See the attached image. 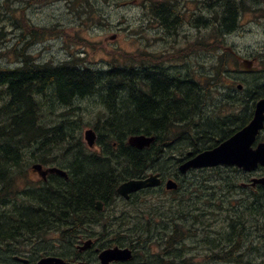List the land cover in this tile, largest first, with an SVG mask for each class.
<instances>
[{
    "label": "trees",
    "instance_id": "obj_1",
    "mask_svg": "<svg viewBox=\"0 0 264 264\" xmlns=\"http://www.w3.org/2000/svg\"><path fill=\"white\" fill-rule=\"evenodd\" d=\"M243 10L246 11L248 9L243 7ZM259 12H264V11H259ZM250 13L251 12H247V14H250ZM247 14H241L239 18H235V17L229 18L230 16H233V14H227L222 20V23H221L222 28L225 29L226 28L225 26L227 25H228L227 27H233L235 22L239 21L242 17H244ZM230 23H232V26L229 25ZM227 30L225 31L228 32ZM24 56L25 55L22 56L23 59H24ZM25 58H26L25 62L22 59V62H24V64L21 63L20 67L15 68L18 71H16L13 68H12L13 70L12 69L3 70V68H0V173H1L0 181L5 182L6 184L2 192H9V190H11L12 185L15 182V179L12 177L10 178V173L14 171V169H17L20 167L22 159H23V151L25 148L27 149L29 148L31 152V157L39 160L40 162L43 154H48V150L54 149V147H57L59 145H69V143L70 144L72 143L73 145L72 146L69 145V148L67 149V153L66 152L64 153V156H67V157L69 156L70 158L68 159V162L66 163V165L64 164L63 166L62 164H59L58 162H53V163H56L59 168L63 167L69 173L71 172V174L67 181H62L59 178L57 179V181L61 180L62 182H64L66 186L62 184L61 182L59 186H57L59 183L55 184L56 186L54 184H50L49 187H46V189L45 188L40 189L39 186H35V187H38L40 190L38 188L30 189L24 186L23 189L19 191V194H20L19 197L21 198V202H19L20 204H16L15 207L14 205L11 204L14 209L11 207L10 211L4 212V213L2 211L1 212L2 214H0L1 216L0 218V237L2 236L1 238L8 239L14 236L13 237L14 240L17 241L18 238L27 239V238H31V236H34V235H36L37 237L43 234L44 231L45 232L46 231H49V232L58 231L59 233L62 234L59 240L68 242L69 241L68 239L75 237L77 235V230H78L77 229L78 227H76L77 225H80V229L84 230L88 228V224L86 223L90 221V222H93V224H101L102 226H106V227H102L103 230L97 234V237L99 238L97 239V242L100 247H109L112 244L113 245L117 244L119 246H128L135 250V257H136L134 259L135 262L131 264H153L154 263L153 261H158L160 264L161 263L162 264H174L173 261H176L180 256L177 251L179 246L182 245L188 238L186 234L183 235L182 231L178 230V227L181 225V222H184V223L188 222L190 224H196L199 220H201L200 225L204 226L205 223L202 221L203 218L201 215V211L203 212V210L195 206L198 203L197 200H200L202 197H206V203H207L206 210L212 211L214 209L215 212L221 210L223 208L222 201L228 195H232L235 191L238 190V185H237L238 183L235 180L236 174L234 173L226 174L229 172H224L223 170L219 168H215V169H209V170L207 169L200 170L198 171L200 172L199 175L193 172L192 174H188L184 176L183 178H180L178 190L173 191L171 193L175 195L176 197L178 195H181L183 198H185V199H179L177 201L178 208H174L175 204H173L170 200H169V203L162 202L163 200H166V199H163V200L160 199V196L157 195L159 194V191H155V192L149 191L145 195L137 194L136 196L135 194L131 196L130 200L128 201L118 202L119 198L117 197V194H116V186L118 187L120 183L127 181L129 177H130L129 180L133 178L134 179L142 178L144 177L146 173L150 171H157L158 173L162 172L160 173L162 176H168L169 173H171L169 174V176L171 175L175 176V174L177 173V171L175 172L177 165L183 159L186 158L185 155H187L188 152H191L193 155H195V154L202 152L204 148L205 149L203 151L207 149L208 150L212 149L218 144H220L221 142H223L225 139H227L228 136H230L233 132H236L238 129H241L246 124V122H242L240 126H238L237 128L230 129L231 126L235 125L234 118H231L230 116L221 117L219 114H216L214 115V117L210 118L209 115H206V113L203 112L201 103L204 97L206 98L204 100L205 102L209 99L210 93H215L214 90H219L220 93L218 94L225 93L223 92L224 86H221L220 85L221 83H219L218 81V75L214 80L213 78H210L209 76L201 75V77H204L205 80L200 81V79L197 76L190 74V73L187 76H182V74L180 73L181 71H178L177 73L169 71V68L164 64H161V65L156 64V67H148V65H146L145 68L139 67V65H133V67L131 66L130 72L125 71L122 68L115 67V66L111 67V69L105 72H94L88 69L81 70V68L74 67L68 64L61 65L58 67L56 66L53 68H50L52 67L50 65L49 67L46 65L45 66L44 65L35 66L33 62H31L33 65L30 63L31 59L29 56H25ZM224 71L228 72L229 69H225ZM13 74H16V75L13 76ZM49 74L50 75L52 74V75L50 76ZM212 80L214 84L217 85V87L214 90H212L211 88L213 87L210 86L213 84ZM19 85L20 87H18ZM48 91L51 95L50 97L55 96L56 98L60 95V100L66 99L67 93H68L67 96L69 97L68 99L70 98L75 99V97L78 98L80 96L83 97V95H86L84 97L91 96V97H96L100 99L99 102L105 108V111L103 114V117L105 120L99 126L100 130L97 131L101 133V134L98 133L99 139H97V145H99L101 149L98 153L87 150L83 144L80 145L78 142V139L70 131L61 132L60 130L62 128L61 127L62 122L54 123V124L50 123L49 125H45L44 121H41V122L39 121L42 117L38 116L39 112H36L37 107L39 106L36 105L35 100L37 96H42L46 94ZM52 91L54 93V96L51 94ZM62 93L63 95H61ZM189 93L192 95V97L190 96ZM246 94H247L245 96L246 101L240 109H238V107L236 106L235 99L230 98L232 102L225 101L224 102L225 105H223V107L226 110V112L229 111L231 108V109H234L236 112H240L242 114L240 116L242 120L245 115L247 116L246 119L250 118L252 108L249 107V102L252 100L251 99L252 96L250 93H246ZM156 95L159 97V99ZM140 100L143 102H141ZM163 102H166V103H163ZM172 102L174 103V105ZM188 104L190 105V107L188 106ZM205 106H207L206 102H205L204 107ZM127 107L128 108L130 107V109H127ZM175 108L177 110H175ZM15 109L16 111H14ZM39 109L40 108H38V110ZM122 109L123 110L125 109L124 112ZM119 110H120V113H118ZM126 110H127V113H126ZM134 111L137 112V114ZM20 112L21 113L24 112L25 114L23 113L22 115L20 114ZM31 116H32V119H31ZM184 119L185 121H183ZM165 123L166 125L163 126V124ZM119 124L122 126H120ZM125 124H128V125H125ZM176 125L178 127H176ZM111 126H112V129H111ZM166 126H167V129L165 128ZM104 127L106 129L108 128V131H106ZM113 127L116 130H113ZM129 127H130L129 131L131 132L128 131ZM179 127H181L182 129ZM119 128H121V131L119 130ZM149 128L152 130H149ZM156 130H159V131H156ZM164 130H167V131H164ZM53 131L55 132L57 131L56 133H58L59 135L57 134V136H55L56 134ZM133 131L137 135L154 137L155 143L149 146L148 149H144L142 151L129 147L126 142V138L127 136L128 137L134 136L135 134ZM183 131H185L188 136H185V132L183 133ZM48 132L50 135L48 134ZM63 133L65 136L63 135ZM124 133H126L124 135L126 138L123 137ZM200 134L201 136H198ZM48 137L50 138L51 141H49ZM122 137L125 138L124 141H122L123 139H120ZM43 138H46L47 145L45 141H42L44 140ZM160 138H162V140ZM169 141L171 144L169 143ZM202 141H204V143ZM54 143H56V146H54L55 145ZM181 143L182 144L185 143V144L182 145ZM192 143L193 145H191ZM206 143L208 145H206ZM214 143H216V145ZM179 147L182 149H180ZM105 148H107V150ZM75 151H77V153L79 154L75 153ZM163 152L165 154H163ZM105 153L106 155H104ZM74 155L76 158L74 157ZM81 156H84L85 158ZM114 157L115 159H113ZM121 157H123V159ZM153 157L155 159H153ZM11 158L13 160H11ZM76 160L78 161V165H79L78 167L77 165H74L75 163L77 164ZM109 160L111 161V163L108 162ZM114 161H117V163L115 164ZM123 161L124 163H122ZM133 161H135V163ZM89 162H91L92 164L91 163L89 164ZM93 162L95 163L98 162V165ZM101 162H104V163H101ZM48 163H49L48 161H41L42 165H46ZM158 163L161 168L158 166ZM106 164H107L108 170H107ZM72 165H74V167ZM131 166L133 169L131 168ZM164 166L167 168H165ZM114 168H117V169H114ZM72 169L74 171H72ZM141 169L142 171L141 173H139V170ZM82 170L83 171L85 170V171L83 172ZM76 171L78 174L76 173ZM101 173L105 175L103 174L101 175ZM165 173H167V175ZM116 174L118 178L116 177ZM87 175L89 176L87 177ZM190 175L192 176L191 180H189ZM119 177L121 180L122 179L123 180L121 181ZM118 181L119 183H117ZM7 182H9L8 185H7ZM103 183L105 186L103 185ZM78 184L80 185L78 186ZM74 185L75 187H73ZM101 186L104 188H102ZM48 188L51 189V193ZM105 188L106 190H104ZM108 188H111V189H108ZM63 189H64V192L62 191ZM78 191H80V193H77ZM27 195L29 196V198L26 197ZM134 196H136L137 199L136 197L135 199H133ZM148 196L151 197L153 200H150ZM240 196L242 197L238 199L236 202H234L231 205V207H228L227 211L224 210L227 213L226 224H228V227H229V231L225 234L226 236L225 239L220 241V244L224 245V248L222 247L219 252H223L225 250V252L223 253L224 257L221 258L218 255H214L210 259L223 260L225 262H230V263H232L233 261H237L238 260L237 253L238 251L242 250L245 240L249 235L248 231H246L247 228H245L247 227L248 223L251 224L252 228L256 229V231L258 232L261 238L260 242L264 245V187L257 186L254 189L245 190L241 192ZM7 197L8 196H5L3 197V199H6ZM182 200H188L189 206H187L184 202H179ZM97 201L102 202L104 204L105 210L106 208L108 209V207L112 208L113 205L116 206V208H119V210L118 212L113 211L117 213L108 214L107 217H104L106 216L105 213L103 214V213L96 212L95 205ZM3 204L4 202H2L1 197H0V206L3 207L5 205ZM201 205L203 206V204ZM2 207H0V209ZM169 207L174 208L173 211L179 212V216L177 219L173 220L172 218V220H170L169 215L171 214V211L167 209ZM62 209L65 211H63ZM89 209L91 211H89ZM21 212L23 214H20ZM15 213L17 215H15ZM22 215L25 218L22 217ZM25 215H27V217ZM189 216H191V220H189ZM38 217H39V220H38ZM100 219H104V220H100ZM106 221H110L112 223L110 225H107ZM140 226L143 228H141ZM173 233L175 234L173 235ZM81 236L82 237L87 236V233L82 231ZM92 236H94V233H92ZM11 240L13 241V239ZM146 244L147 245L150 244L149 247H146ZM207 245L212 246L211 243H207ZM219 248L220 246H217L215 248H211L210 251H213L212 249L219 250ZM29 260L30 261L32 260L34 262L36 259L30 258Z\"/></svg>",
    "mask_w": 264,
    "mask_h": 264
},
{
    "label": "rangeland",
    "instance_id": "obj_2",
    "mask_svg": "<svg viewBox=\"0 0 264 264\" xmlns=\"http://www.w3.org/2000/svg\"><path fill=\"white\" fill-rule=\"evenodd\" d=\"M152 1L160 0H0V68L20 67L21 55L29 56L30 62L35 65H46V63L48 65L49 63L54 67V65L61 66L67 62H75L100 70H105L112 65L120 67L124 58L128 57L131 64L168 63L166 65H176L177 70L170 67L173 72L181 71L182 76H187L190 73L197 76L200 81L205 80L201 75L209 76L213 80L218 75L220 85L224 86L223 92H230V89L234 91L237 84H243L238 81L240 80L238 75L246 76L247 74L239 73L238 62L240 60L238 61L234 56H243L250 61H257V56L264 52V12H259V9L254 8L253 13H246L247 15L236 22V27L235 25L233 27L225 26V30L228 28V32H226L220 25L226 16L218 14L221 8L220 2L216 4L217 0H203L204 3L199 4V0H193L192 3L190 1L185 4L186 9L191 10H188V15L183 10L181 19H179L182 21L180 22L181 26L175 27L177 30L174 31L181 30L179 35H167L157 25V21H160L152 13V9L155 7V5L149 4ZM205 4L214 5L217 16L208 13ZM159 5L156 4V6ZM244 5L248 7V4ZM228 6H225L224 12ZM186 17L187 19H185ZM167 18L169 21L170 18L175 19L174 17ZM212 21H214L213 24ZM229 25L232 26V23ZM225 69H229L230 72L224 71ZM213 80L212 90L217 87ZM214 92L217 94L210 93L209 99L205 101L207 106L203 107L205 97L202 100L203 105L201 104L203 112L210 118L214 117L211 114L214 111L211 109L212 105L217 107L222 97L218 94L219 90H214ZM56 99L55 96L46 95L45 98L40 96L35 100L36 105L39 106L37 107L38 116L42 117L41 115H43L39 121H44L45 125L60 122L65 124L67 123L66 119L69 118L74 125L70 132L78 139L80 145L83 144L86 147L84 132L92 129L97 134V131L100 130L99 126L105 120L103 117L105 109L99 102L100 99L91 96L77 98L73 102V110L64 108L65 105L61 102L56 104ZM38 108L40 109L38 110ZM66 148L68 149V145H59L48 150V154H43L40 162L31 157L29 148H25L20 169H14L10 173V178L15 179L11 190L2 192L6 184L0 181L1 200L8 202L11 200L9 203L14 205L20 204L19 191L22 190L20 186L23 185V182L27 181L26 184L31 186L38 185L36 184L38 182L35 181H39V179L34 175L33 172L36 171L32 169V166L41 164V161H48L47 166L58 167L53 162L64 166ZM95 151H98V147ZM194 173L199 175L200 172L195 171ZM191 178L190 175L189 180ZM248 189L249 187L245 190ZM157 191H159L157 195L161 200L166 199L162 202L169 203L170 200L175 204L174 208H177L179 199H185L181 195L176 197L171 193L163 192L164 190ZM240 193L238 190L237 193L228 195L222 201L223 208L216 212L214 209L206 210V197L197 200L198 203L195 206L203 210L201 215L205 225H200L201 220L196 224L181 222L178 230H181L188 238L179 246L178 254L180 256L176 261H173L174 264H264V245L260 242L261 238L258 232L251 227L250 223L246 227L249 235L242 250L237 253V261L230 263L210 259L214 255L224 257L225 250L219 251L222 247L224 248L220 241L226 237L225 234L229 231L225 211L242 197ZM5 196L8 197L3 199ZM179 202H184L189 206L188 200ZM11 207L9 205L1 208L0 213L10 211ZM174 208H167L171 211L170 220L177 219L179 216V212L173 211ZM114 209L119 210L116 207ZM108 211H111V208ZM189 220H191V216H189ZM45 236H47L45 244L49 247L46 249L47 252L58 256H67L65 252L60 253L55 235L45 234ZM13 237L6 240L0 239V244L7 243L11 239L17 242ZM19 241L23 242L12 251L11 256L0 251V264H14L13 257L35 253L39 246L34 238L29 241L23 239ZM215 242L216 244H214ZM207 243H211L212 246H208ZM26 245H30L29 248H26ZM149 245L146 244V247ZM214 245L216 247L219 245V250L212 249L213 251H210L215 247ZM2 248L5 247L0 245V249ZM42 252L39 251L37 254ZM153 262V264H159L158 261ZM89 263L94 264L91 260Z\"/></svg>",
    "mask_w": 264,
    "mask_h": 264
},
{
    "label": "water",
    "instance_id": "obj_3",
    "mask_svg": "<svg viewBox=\"0 0 264 264\" xmlns=\"http://www.w3.org/2000/svg\"><path fill=\"white\" fill-rule=\"evenodd\" d=\"M264 113V101H262L257 108L255 113L254 120L252 123L237 133L227 142L217 146L216 148L208 151H204L198 153L197 155L190 157L185 162L181 163L178 167V171L181 174H185L191 169H202V168H212L219 165H227V166H236L242 169L245 172H250L255 170L258 165L264 167V143H260L256 146L255 149L251 147L252 143L255 140V135L257 130L262 127ZM84 139L87 142L89 147H93L94 141L96 139L95 134L92 131H86L84 134ZM155 139L153 137H145L143 135L140 136H132L128 139L129 145L137 148L143 149L150 146V144L154 143ZM37 171H40V167H34ZM58 173L60 171L56 169H49L41 176H45L47 173ZM63 175V174H62ZM160 184V179L158 175H151L146 180H136L129 181L122 184L118 189L117 193L122 195L125 198H128V194L135 192L142 188H148L153 186H158ZM260 184L264 186V178L259 180H253L252 186ZM165 188L167 190H175L177 189V183L168 180L165 184ZM98 209H101V204H97ZM88 243L86 244V246ZM132 257L131 251L128 249H120L113 248L103 251L99 255L100 264H111L112 262L118 261H127ZM36 264H67L62 259L58 258H44L38 261Z\"/></svg>",
    "mask_w": 264,
    "mask_h": 264
},
{
    "label": "flooded vegetation",
    "instance_id": "obj_4",
    "mask_svg": "<svg viewBox=\"0 0 264 264\" xmlns=\"http://www.w3.org/2000/svg\"><path fill=\"white\" fill-rule=\"evenodd\" d=\"M192 3L193 0H160V1H152L149 4H153L155 5V7L152 9L153 10V14L155 15L156 18L159 19L160 22L157 21V25H159V27L163 30V32L167 35H172V34H178L180 33V31H174L177 30L175 27L177 26V28H179L181 26L179 19H181V14L183 13V10H185L186 15H188L187 13L189 12L188 10L191 9H186V3L190 2ZM220 2L221 3V8L218 12L219 15H227V14H233V17L235 18H239L241 14H246L247 12H252V10H254V8L259 9V11H264V0H217L216 4ZM203 3V0H199L198 2ZM248 4V7L245 6L244 4ZM156 4H160L159 6H156ZM228 6V9L224 12L225 10V6ZM207 6V10L208 13H212L214 16H217V10L215 11V6L214 5H206ZM263 6V7H261ZM244 8H247L248 10L244 11ZM199 9V8H198ZM263 9V10H262ZM229 10V12H228ZM224 12V13H223ZM228 12V13H227ZM167 17H174L170 18V21L168 20ZM187 19V17L185 18ZM169 22V23H168ZM214 23V21H212ZM212 23V24H213ZM221 25V23H220ZM235 27H236V22H235ZM172 26V28H171ZM177 35V36H178ZM257 61L256 62V68L253 72H243L242 74L246 75V76H238L240 78L239 81H241L244 86H245V90L243 92H239L240 95H247L246 93H250L251 94V98L256 99L255 103L261 99H264V53L260 54L259 56H257ZM255 58V57H253ZM77 67H83V65L81 64H75ZM130 59L128 57L124 58V61L122 63V66L124 67L125 70H129L130 68ZM259 80V82H258ZM261 85V87H260ZM258 86V87H257ZM254 103V105H255ZM239 104H241V101L239 102ZM34 175H36L37 177L38 174L34 173ZM50 178V177H48ZM47 178V179H48ZM39 179V178H38ZM46 179V180H47ZM52 179V178H50ZM63 183V182H62ZM17 245H19V243L17 242ZM10 245H6L3 246L5 248L0 249V251L6 252L8 253L7 250L11 249V247H9ZM88 252V251H86ZM85 252V253H86ZM19 258L22 259V257H18L15 256L13 257V261L18 262Z\"/></svg>",
    "mask_w": 264,
    "mask_h": 264
},
{
    "label": "bare ground",
    "instance_id": "obj_5",
    "mask_svg": "<svg viewBox=\"0 0 264 264\" xmlns=\"http://www.w3.org/2000/svg\"><path fill=\"white\" fill-rule=\"evenodd\" d=\"M240 1H241V0H240ZM203 3H204V2H203ZM211 4H212V3H211ZM210 19H211V18H210ZM198 21H199V20H198ZM210 21H211V20H210ZM214 21H215V20H214ZM207 22H208V21H207ZM209 23H210V22H209ZM212 23H213V22H212ZM171 28H172V27H171ZM224 30H225V29H224ZM29 34H30V33H29ZM20 38H21V36H20ZM24 43H25V42H24ZM21 48H22V47H21ZM18 55H19V54H18ZM22 56H23V55H22ZM22 59H23V58H22ZM25 59H26V58H25V56H24V59H23L24 62H25ZM24 62H22V63L24 64ZM30 63H31V62H30ZM23 64H22V65H23ZM26 64H27V63H26ZM31 64H32V63H31ZM43 64H44V63H43ZM0 65H1V64H0ZM32 65H33V64H32ZM34 65H35V64H34ZM44 65H45V64H44ZM48 65H50V64L48 63ZM24 66H25V65H24ZM35 66H36V65H35ZM46 66H47V63H46ZM54 66H55V65H54ZM48 67H49V66H48ZM57 67H58V66H57ZM50 68H53V67H50ZM9 69H10V68H9ZM11 69H12V68H11ZM13 69H15V68H13ZM13 69H12V70H13ZM48 69H49V68H48ZM3 70H4V69H3ZM5 70H6V69H5ZM15 70H16V69H15ZM15 70H14V71H15ZM8 71H10V70H8ZM16 71H18V70H16ZM16 71H15V72H16ZM140 71H141V70H140ZM3 72H4V71H3ZM49 72H50V71H49ZM5 73H6V72H5ZM6 74H7V73H6ZM6 74H5V75H6ZM17 74H18V72H17ZM208 74H209V73H208ZM15 75H16V74H13V76H15ZM46 75H47V74H46ZM49 75H50V74H49ZM51 75H52V74H51ZM51 75H50V76H51ZM17 77H18V76H17ZM177 77H178V76H177ZM177 77H176V78H177ZM14 78H15V77H14ZM184 80H185V79H184ZM179 81H180V80H179ZM184 82H185V81H184ZM258 82H259V80H258ZM20 83H21V82H20ZM17 84H18V82H17ZM83 84H84V83H83ZM144 84H145V83H144ZM80 85H81V84H80ZM88 85H89V84H88ZM188 85H189V84H188ZM16 86H17V85H16ZM154 86H155V85H154ZM170 86H171V85H170ZM182 86H183V85H182ZM210 86H211V85H210ZM213 86H214V85H213ZM18 87H20V85H19ZM205 87H206V86H205ZM257 87H258V86H257ZM260 87H261V85H260ZM78 88H79V87H78ZM194 90H195V89H194ZM194 90H193V91H194ZM193 91H191V92H193ZM63 92H64V91H63ZM125 92H126V91H125ZM191 92H190V93H191ZM195 92H197V91H195ZM138 93H139V92H138ZM151 93H152V91H151ZM190 93H189V94H190ZM67 94H68V93H67ZM67 94H66V97H67V98L64 99V100H60L59 98H58V99L55 98V99H56V100H55V101H56V104H58V103L60 104V102H61L63 105H65V106H63L64 108H67V109H69V110H73V109H72V107H73V102H74L75 99H77V98L75 97V99H72V98L68 99L69 97L67 96ZM110 94H111V93H110ZM112 94H113V93H112ZM191 94H192V93H191ZM191 94H190V96L192 97ZM56 95H57V94H56ZM61 95H63V93H62ZM154 95H155V94H154ZM196 95H197V94H196ZM84 96H86V95H83V97L80 96V97H78V98H79V99H82V98H84ZM110 96H111V95H110ZM114 96H115V95H114ZM156 96H157V95H156ZM183 96H184V95H183ZM70 97H71V96H70ZM157 97H158V96H157ZM161 97H162V96H161ZM187 97H188V96H187ZM191 97H190V98H191ZM61 98H62V97H61ZM73 98H74V97H73ZM155 98H156V97H155ZM155 98H154V99H155ZM190 98H189V99H190ZM201 98H202V97H201ZM36 99H37V98H36ZM51 99H52V98H51ZM158 99H159V97H158ZM194 99H195V98H194ZM47 100H48V99H47ZM128 100H129V99H128ZM156 100H157V99H156ZM192 100H193V99H192ZM195 100H196V99H195ZM200 100H201V99H200ZM82 101H83V100H82ZM82 101H81V102H82ZM137 101H139V100H137ZM140 101H141V100H140ZM148 101H149V100H148ZM150 101H151V100H150ZM20 102H21V101H20ZM50 102H51V101H50ZM125 102H126V101H125ZM141 102H143V101H141ZM159 102H160V101H159ZM170 102H171V101H170ZM11 103H12V102H11ZM22 103H23V102H22ZM119 103H120V102H119ZM161 103H162V102H161ZM163 103H166V102H163ZM172 103H173V102H172ZM203 103H204V102H203ZM49 104H51V103H49ZM78 104H79V102H78ZM140 104H141V103H140ZM148 104H149V103H148ZM201 104H202V103H201ZM24 105H25V104H24ZM31 105H33V104H31ZM75 105H76V104H75ZM110 105H111V104H110ZM125 105H126V104H125ZM165 105H166V104H165ZM173 105H174V103H173ZM202 105H203V104H202ZM118 106H119V105H118ZM121 106H122V104H121ZM129 106H130V105H129ZM152 106H153V105H152ZM154 106H155V105H154ZM160 106H161V105H160ZM188 106L190 107L189 104H188ZM54 107L57 108V106H54ZM110 107H111V106H110ZM116 107H117V106H116ZM124 107H125V106H124ZM134 107H135V106H134ZM143 107H144V106H143ZM150 107H151V106H150ZM203 107H204V106H203ZM203 107H202V108H203ZM48 108H49V107H48ZM167 108H168V107H167ZM170 108H171V107H170ZM170 108H169V109H170ZM173 108H174V107H173ZM185 108H186V107H185ZM197 108H198V107H197ZM16 109H17V108H16ZM16 109H15L14 111H16ZM26 109H27V108H26ZM29 109H30V108H29ZM49 109L51 110V108H49ZM116 109H117V108H116ZM118 109H119V107H118ZM127 109H130V107H129V108L127 107ZM147 109H148V108H147ZM150 109H151V108H150ZM152 109H153V108H152ZM155 109H156V108H155ZM155 109H154V110H155ZM158 109H159V108H158ZM171 109H172V108H171ZM186 109H187V108H186ZM199 109H200V108H199ZM10 110H11V109H10ZM10 110H9V111H10ZM122 110H123V109H122ZM124 110H125V109H124ZM124 110H123V112H124ZM131 110H132V109H131ZM133 110H134V108H133ZM133 110H132V111H133ZM156 110H157V109H156ZM175 110H177V109L175 108ZM28 111H29V110H28ZM52 111H54V110H52ZM157 111H158V110H157ZM32 112H33V111H32ZM32 112H31V113H32ZM36 112H39V111H36ZM49 112H51V111H49ZM66 112H67V111H66ZM123 112H122V113H123ZM129 112H130V111H129ZM129 112H128V113H129ZM134 112H135V111H134ZM153 112H154V111H153ZM153 112H152V113H153ZM192 112H194V111H192ZM23 113H24V112H23ZM23 113L20 112V114H22V115H23ZM29 113H30V112H29ZM114 113H115V112H114ZM118 113H120V110H119ZM126 113H127V110H126ZM135 113L137 114V112H135ZM156 113H157V112H156ZM174 113H175V112H174ZM183 113H184V112H183ZM24 114H25V113H24ZM64 114H69V113H64ZM124 114H125V113H124ZM136 114H135V115H136ZM149 114H150V113H149ZM158 114H159V113H158ZM193 114H194V113H193ZM193 114H192V115H193ZM122 115H123V114H122ZM135 115H134V116H135ZM154 115H155V114H154ZM156 115H157V114H156ZM159 115H160V114H159ZM169 115H171V114H169ZM181 115H182V114H181ZM187 115H188V114H187ZM41 116L43 117V115H41ZM126 116H127V115H126ZM190 116H191V115H190ZM193 116H194V115H193ZM137 117H138V115H137ZM141 117H142V116H141ZM164 117H165V116H164ZM113 118H114V117H113ZM125 118H127V117H125ZM157 118H158V117H157ZM20 119H21V118H20ZM20 119H19V120H20ZM31 119H32V116H31ZM182 119H183V118H182ZM190 119H191V118H190ZM200 119H201V118H200ZM207 119H208V118H207ZM207 119H206V120H207ZM17 120H18V119H17ZM25 120H27V119H25ZM193 120H194V119H193ZM29 121H30V120H29ZM66 121H67V123H65V124L62 123L63 125H62L61 127H62L63 129L61 128V132H62V131H63V132H64V131H66V132L68 131V132H69L70 129L74 126V125L71 123V120H70L69 118H67ZM107 121H108V120H107ZM117 121H118V120H117ZM130 121H131V120H130ZM164 121H165V120H164ZM183 121H185V119H184ZM221 121H222V120H221ZM10 122H11V120H10ZM30 122H31V121H30ZM165 122H166V121H165ZM180 122H182V121H180ZM208 122H209V121H208ZM104 123H105V122H104ZM156 123H157V122H156ZM162 123H163V122H162ZM193 123H194V122H193ZM198 123H199V122H198ZM21 124H22V123H21ZM107 124H108V123H107ZM167 124H168V123H167ZM189 124H190V123H189ZM11 125H12V123H11ZM96 125H97V124H96ZM113 125H114V124H113ZM119 125H120V124H119ZM125 125H128V124H125ZM150 125H151V124H150ZM157 125H158V124H157ZM157 125H156V126H157ZM161 125H162V124H161ZM164 125H166V123L163 124V126H164ZM178 125H179V123H178ZM183 125H184V124H183ZM185 125H186V124H185ZM14 126H15V125H14ZM103 126H104V124H103ZM120 126H122V125H120ZM158 126H159V125H158ZM194 126H195V125H194ZM159 127H160V126H159ZM176 127H178V126L176 125ZM181 127H183V126H181ZM181 127H179V128H181ZM104 128H105V127H104ZM163 128H164V127H163ZM163 128H162V130H163ZM165 128L167 129V126H166ZM174 128H175V127H174ZM184 128H185V126H184ZM236 128H237V127H236ZM53 129H54V128H53ZM102 129H103V128H102ZM105 129H106V128H105ZM111 129H112V126H111ZM124 129H125V128H124ZM140 129H141V128H140ZM155 129H156V128H155ZM181 129H182V128H181ZM189 129H190V128H189ZM192 129H193V128H192ZM208 129H209V128H208ZM222 129H223V128H222ZM1 130H2V129H1ZM113 130H116V129L113 127ZM119 130L121 131V128H119ZM129 130H130V127L128 128V131H129ZM131 130H132V129H131ZM141 130H142V129H141ZM149 130H152V129L149 128ZM160 130H161V129H160ZM15 131H16V130H15ZM72 131H73V130H72ZM104 131H105V130H104ZM106 131H108V128L106 129ZM142 131H143V130H142ZM156 131H159V130H156ZM164 131H167V130H164ZM185 131H186V130H185ZM185 131H183V133H184ZM188 131H189V130H188ZM203 131H204V130H203ZM205 131H206V129H205ZM224 131H225V130H224ZM227 131H228V130H227ZM4 132H5V131H4ZM51 132H52V131H51ZM53 132L56 134L55 136H57V134H58V133H56L57 131H56V132L53 131ZM123 132H124V130H123ZM129 132H131V131H129ZM133 132H134V131H133ZM137 132H138V131H137ZM152 132H154V131H152ZM191 132H192V130H191ZM120 133H121V132H120ZM126 133H127V132H126ZM126 133L123 134V137H125L124 135H125ZM148 133H149V132H148ZM161 133H163V132H161ZM173 133H174V132H173ZM187 133H188V132H187ZM225 133H226V132H225ZM4 134H5V133H4ZM48 134H49V132H48ZM60 134H62V133H60ZM68 134H69V133H68ZM70 134H71V133H70ZM118 134H119V133H118ZM129 134H130V133H129ZM134 134H135V132H134ZM138 134H139V133H138ZM143 134H144V133H143ZM156 134H157V133H156ZM206 134H207V132H206ZM223 134H224V133H223ZM226 134H227V133H226ZM226 134H225V135H226ZM13 135H14V134H13ZM46 135H47V134H46ZM49 135H50V134H49ZM58 135H59V134H58ZM63 135H64V133H63ZM107 135H108V134H107ZM113 135H114V134H113ZM130 135H131V134H130ZM146 135H147V134H146ZM150 135H151V134H150ZM153 135H154V134H153ZM165 135H167V134H165ZM204 135H205V134H204ZM53 136H54V135H53ZM64 136H65V135H64ZM64 136H63V138H64ZM134 136H140V135L135 134ZM160 136H161V135H160ZM170 136H171V135H170ZM176 136H177V135H176ZM185 136H188V135L186 134V132H185ZM192 136H193V135H192ZM198 136H201V134L198 135ZM214 136H215V135H214ZM66 137H67V136H66ZM69 137H70V136H69ZM115 137H116V136H115ZM117 137H118V136H117ZM119 137H121V136H119ZM123 137L120 138V139H123L122 141H124L125 138H126V137H125V138H123ZM130 137H131V136H129V137L127 136V138H126L127 145H128L129 147L135 148V147L129 145V143H128V139H129ZM151 137H152V136H151ZM190 137H191V136H190ZM193 137H194V136H193ZM195 137H196V136H195ZM209 137H210V136H209ZM228 137H229V136H228ZM46 138H47V137H46ZM46 138H43L44 140H42V141H45V143H46V145H47V142H46L47 140H46ZM48 138H49V137H48ZM101 138H102V137H101ZM103 138H104V137H103ZM175 138H176V137H175ZM54 139H55V138H54ZM60 139H61V138H60ZM98 139H99V138H98ZM160 139L162 140V138H160ZM163 139H164V138H163ZM168 139H169V138H168ZM168 139H167V140H168ZM52 140H53V138H52ZM65 140H66V139H65ZM177 140H178V139H177ZM179 140H180V139H179ZM189 140H190V138H189ZM193 140H194V139H193ZM193 140H192V142H193ZM213 140H214V139H213ZM49 141H51L50 138H49ZM49 141H48V142H49ZM56 141H58V140H56ZM69 141H70V140H69ZM73 141H74V140H73ZM99 141H100V140H99ZM165 141H166V140H165ZM171 141H173V140H171ZM205 141H206V140H205ZM54 142H55V141H54ZM59 142H60V140H59ZM64 142H65V141H64ZM64 142H62V143H64ZM126 142H125V143H126ZM183 142H184V141H183ZM202 142L204 143V141H202ZM209 142H210V141H209ZM212 142H213V141H212ZM217 142H218V141H217ZM33 143H34V142H33ZM163 143H164V142H163ZM169 143H170V141H169ZM173 143H174V142H173ZM48 144H49V143H48ZM52 144H53V143H52ZM52 144H51V145H52ZM54 144L56 145V143H54ZM58 144H59V143H58ZM160 144H161V143H160ZM167 144H168V143H167ZM170 144H171V143H170ZM181 144H182V143H181ZM184 144H185V143H183L182 145H184ZM198 144H199V143H198ZM212 144H213V143H212ZM214 144L216 145V143H214ZM3 145H4V144H3ZM34 145H35V144H34ZM69 145L72 146L73 144H72V143H71V144L69 143ZM69 145H68V148H69ZM75 145H76V144H75ZM75 145H74V146H75ZM179 145H180V143H179ZM179 145H178V146H179ZM186 145H187V143H186ZM191 145H193V143H192ZM201 145H202V144H201ZM203 145H204V144H203ZM206 145H208V144L206 143ZM206 145H205V146H206ZM6 146H8V145H6ZM44 146H45V145H44ZM104 146H105V145H104ZM125 146H126V145H125ZM178 146H176V147H178ZM198 146H199V145H198ZM52 147H54V146H52ZM158 147H159V146H158ZM171 147H172V146H171ZM188 147H190V146H188ZM202 147H203V146H202ZM207 147H208V146H207ZM207 147H206V148H207ZM71 148H72V147H71ZM74 148H75V147H74ZM174 148H175V147H174ZM179 148H180V147H179ZM186 148H187V147H186ZM66 149H67V148H66ZM75 149H76V148H75ZM105 149L107 150V148H105ZM105 149H104V150H105ZM135 149H136V150H139V151H142V150H144V149H148V148H143V149H137V148H135ZM169 149H170V148H169ZM176 149H177V148H176ZM180 149H182V148H180ZM183 149H184V148H183ZM190 149H191V148H190ZM192 149H193V148H192ZM194 149H195V148H194ZM197 149H198V148H197ZM201 149H203V148H201ZM201 149H200V150H201ZM204 149H205V148H204ZM204 149H203V150H204ZM5 150H6V149H5ZM104 150H103V151H104ZM122 150H123V149H122ZM188 150H189V148H188ZM195 150H196V149H195ZM203 150H202V151H203ZM207 150H208V149H207ZM1 151H2V150H1ZM117 151H118V149H117ZM168 151H169V150H168ZM174 151H176V150H174ZM177 151H178V150H177ZM193 151H194V150H193ZM197 151H198V150H197ZM68 152H69V150H68ZM78 152H79V151H78ZM108 152H109V151H108ZM115 152H116V151H115ZM130 152H131V151H130ZM164 152H165V151H164ZM164 152H163V154H165ZM169 152H170V151H169ZM178 152H179V151H178ZM183 152H184V151H183ZM186 152H187V150H186ZM4 153H5V152H4ZM36 153H37V152H36ZM66 153H67V150H66ZM75 153H77V151H75ZM75 153H74V154H75ZM106 153H107V152H106ZM106 153H105L104 155H106ZM124 153H125V152H124ZM136 153H137V152H136ZM141 153H142V152H141ZM160 153H161V152H160ZM8 154H9V153H8ZM17 154H18V153H17ZM68 154H70V153H68ZM77 154H79V153H77ZM77 154H76V156H77ZM82 154H83V153H82ZM116 154H117V153H116ZM194 154H195V153H194ZM104 155H103V156H104ZM113 155H114V154H113ZM113 155H112V156H113ZM120 155H121V154H120ZM122 155H123V153H122ZM126 155H127V154H126ZM126 155H125V156H126ZM139 155H140V154H139ZM166 155H167V154H166ZM195 155H196V154H195ZM3 156H4V155H3ZM3 156H2V157H3ZM13 156H14V154H13ZM17 156H18V155H17ZM84 156H85V155H84ZM84 156H81V157H84ZM86 156H88V155H86ZM103 156H102V157H103ZM118 156H119V155H118ZM185 156H186V155H185ZM18 157H19V156H18ZM74 157H75V155H74ZM74 157H72V158H74ZM79 157H80V155H79ZM107 157H108V156H107ZM136 157H137V155H136ZM151 157H152V156H151ZM154 157H156V156H154ZM154 157H153V159H155ZM160 157H161V156H160ZM75 158H76V157H75ZM77 158H78V157H77ZM84 158H85V157H84ZM87 158H88V157H87ZM104 158H105V157H104ZM121 158L123 159V157H121ZM128 158H130V157H128ZM143 158H144V156H143ZM147 158H148V157H147ZM166 158H167V157H166ZM2 159H3V158H2ZM8 159H9V158H8ZM17 159H18V158H17ZM53 159H54V158H53ZM68 159H70L69 156H68V157L65 156V160H64L65 165H66V163L68 162ZM82 159H83V158H82ZM107 159H108V158H107ZM113 159H115V157H114ZM117 159H118V158H117ZM119 159H120V157H119ZM153 159H152V160H153ZM11 160H13V159L11 158ZM105 160H106V159H105ZM3 161H4V160H3ZM76 161H77V160H76ZM76 161H75V162H76ZM89 161H90V160H89ZM117 161H118V160H117ZM117 161H114L115 164L117 163ZM137 161H138V160H137ZM162 161H163V160H162ZM170 161H171V160H170ZM170 161H168V162H170ZM13 162H14V161H13ZM80 162H82V161H80ZM83 162H84V161H83ZM108 162L111 163L110 160H109ZM114 162H113V164H114ZM120 162H121V161H120ZM133 162L135 163V161H133ZM160 162H161V161H160ZM177 162H178V161H177ZM177 162H176V163H177ZM5 163H6V162H5ZM90 163H91V162H89V164H90ZM93 163H95V162H93ZM101 163H104V162H101ZM122 163H124V161H123ZM122 163H121V164H122ZM130 163H131V162H130ZM13 164H14V163H13ZM15 164H16V163H15ZM68 164H69V163H68ZM85 164H86V162H85ZM85 164H84V165H85ZM91 164H92V163H91ZM95 164L98 165V162L95 163ZM118 164H119V163H118ZM137 164H138V163H137ZM166 164H167V163H166ZM166 164H165V166H166ZM168 164H170V163H168ZM70 165H71V164H70ZM74 165H77V167H78V166H79V165H78V161H77V164L75 163ZM74 165H72V166L74 167ZM81 165H82V164H81ZM108 165H109V164H108ZM110 165H112V164H110ZM119 165H120V164H119ZM172 165H173V164H172ZM1 166H2V165H1ZM72 166H71V167H72ZM86 166H87V165H86ZM88 166H90V165H88ZM132 166H133V165H132ZM132 166H131V168H132ZM134 166H135V165H134ZM155 166H156V165H155ZM158 166H159V163H158ZM161 166H162V165H161ZM165 166H164V167H165ZM98 167H100V166H98ZM103 167H104V166H103ZM103 167H102V168H103ZM106 167H107V164H106ZM110 167H112V166H110ZM117 167H118V166H117ZM159 167H160V166H159ZM170 167H172V166H170ZM174 167H175V166H174ZM3 168H4V167H3ZM62 168H63V167H62ZM67 168H68V167H67ZM67 168H66V169H67ZM86 168H87V167H86ZM160 168H161V167H160ZM165 168H167V167H165ZM68 169H69V168H68ZM73 169H74V168H73ZM73 169H72V171H74ZM114 169H117V168H114ZM114 169H113V170H114ZM132 169H133V168H132ZM138 169H139V168H138ZM57 170H58V168H57ZM70 170H71V168H70ZM105 170H106V169H105ZM107 170H108V167H107ZM109 170H110V169H109ZM150 170H151V169H150ZM164 170H165V169H164ZM164 170H162V171H164ZM168 170H169V169H168ZM168 170H167V171H168ZM1 171H2V169H1ZM58 171H60V170H58ZM80 171H81V170H80ZM82 171H83V170H82ZM84 171H85V170H84ZM84 171H83V172H84ZM100 171H101V170H100ZM100 171H99V173H100ZM115 171H116V170H115ZM141 171H142V169L139 170V173H141ZM176 171H177V170H175V172H176ZM107 172H108V171H107ZM116 172H117V171H116ZM118 172H120V171H118ZM137 172H138V171H137ZM173 172H174V171H173ZM76 173H77V171H76ZM105 173H106V171H105ZM114 173H115V172H114ZM139 173H138V174H139ZM145 173H146V172H145ZM160 173H162V172H160ZM0 174H1V173H0ZM62 174H63V173L60 171V172L57 173V176H58L59 178H61V177H62ZM70 174H71V172H70ZM73 174H74V173H73ZM77 174H78V173H77ZM77 174H76V175H77ZM79 174H80V173H79ZM86 174H87V173H86ZM96 174H97V173H96ZM96 174H95V175H96ZM102 174H103V173H101V175H102ZM117 174H118V173H117ZM117 174H116V177H117ZM138 174H137V175H138ZM165 174L167 175V173H165ZM169 174H171V173H169ZM169 174H168V176H169ZM172 174H173V173H172ZM176 174H177V173H176ZM176 174H175V176H176ZM216 174H217V173H216ZM97 175H98V174H97ZM103 175H105V174H103ZM112 175H113V174H112ZM130 175H131V173H130ZM88 176H89V175H87V177H88ZM109 176H110V175H109ZM114 176H115V175H114ZM127 176H128V175H127ZM171 176H172V175H171ZM71 177H72V176H71ZM90 177H91V176H90ZM107 177H108V176H107ZM104 178H105V176H104ZM117 178H118V177H117ZM121 178H122V177H121ZM127 178H128V177H127ZM129 178H130V177H129ZM129 178H128L127 180H129ZM73 179H74V178H73ZM96 179H97V178H96ZM108 179H109V178H108ZM111 179H113V178H111ZM111 179H110V180H111ZM119 179H120V177H119ZM125 179H126V178H125ZM133 179H134V178H133ZM104 180H105V179H104ZM110 180H109V181H110ZM115 180H116V179H115ZM120 180H121V179H120ZM122 180H123V179H122ZM122 180H121V181H122ZM181 180H182V179H181ZM60 181H61V180H60ZM70 181H71V180H70ZM102 181H103V180H102ZM83 182H84V181H83ZM89 182H90V181H89ZM106 182H108V181H106ZM106 182H104V183H106ZM115 182H116V181H115ZM61 183H62V182H61ZM80 183H81V182H80ZM87 183H88V182H87ZM104 183H103V185H104ZM113 183H114V182H113ZM117 183H119V181H118ZM117 183H116V185H117ZM62 184H64V182H63ZM70 184H71V183H70ZM73 184H74V183H73ZM101 184H102V183H101ZM109 184H110V182H109ZM200 184H201V183H200ZM54 185H55V184H54ZM59 185H60V183H59L57 186H59ZM64 185H65V184H64ZM79 185H80V184H78V186H79ZM111 185H112V184H111ZM113 185H114V184H113ZM55 186H56V185H55ZM65 186H66V185H65ZM104 186H105V185H104ZM73 187H75V185H74ZM101 187H102V186H101ZM108 187H109V186H108ZM39 188H40V186H39ZM39 188H38V189H39ZM63 188H64V187H63ZM66 188H67V187H66ZM69 188H70V187H69ZM80 188H81V187H80ZM96 188H97V187H96ZM102 188H104V187H102ZM102 188H101V189H102ZM116 188H117V186H116ZM45 189H46V188H45ZM48 189H49V188H48ZM52 189H53V188H52ZM54 189H55V188H54ZM59 189H60V188H59ZM73 189H75V188H73ZM108 189H111V188H108ZM104 190H106V188H105ZM161 190H162V188H161ZM163 190H164V189H163ZM38 191H39V190H38ZM49 191H50V193H51V189H49ZM55 191H56V190H55ZM62 191L64 192V189H63ZM41 192H42V191H41ZM75 192H76V190H75ZM106 192H107V191H106ZM30 193H31V192H30ZM37 193H39V192H37ZM77 193H80V191H78ZM108 193H109V191H108ZM24 194H25V193H24ZM24 194H23V195H24ZM27 194H28V193H27ZM31 194H32V193H31ZM31 194H30V195H31ZM53 194H54V193H53ZM56 194H58V193H56ZM75 194H76V193H75ZM161 194L163 195V193H161ZM19 195H20V194H19ZM38 195H39V194H38ZM80 195H81V194H80ZM80 195H79V196H80ZM149 195H150V194H149ZM111 196H112V195H111ZM136 196H137V195H136ZM136 196H134L133 199H135ZM26 197L29 198L28 195H27ZM44 197H45V196H44ZM47 197H48V196H47ZM56 198H57V197H56ZM56 198H55V199H56ZM69 198H70V197H69ZM53 199H54V198H53ZM79 199H80V198H79ZM87 199H88V198H87ZM136 199H137V197H136ZM59 200H61V199H59ZM82 200H83V199H82ZM85 200H86V199H85ZM6 201H7V200H6ZM10 201H11V200H10ZM57 201H58V200H57ZM133 201H134V200H133ZM29 202H30V200H29ZM54 202H55V201H54ZM68 202H69V201H68ZM134 202H135V201H134ZM137 202H138V201H137ZM69 203H70V202H69ZM1 204H2V203H1ZM4 204H6V203L4 202ZM4 204H3V205H4ZM59 204H60V203H59ZM64 204H65V203H64ZM84 204H85V203H84ZM133 204H134V203H133ZM12 205H14V204H12ZM22 206H23V204H22ZM25 206H26V205H25ZM29 206H30V205H29ZM52 206H53V205H52ZM68 206H69V204H68ZM0 207H2V206H0ZM10 207H11V205H10ZM14 207H15V205H14ZM17 207H18V206H17ZM19 207H20V206H19ZM190 207H191V206H190ZM12 208H13V207H12ZM28 208H29V207H28ZM28 208H27V209H28ZM177 208H178V207H177ZM2 209H3V208H2ZM13 209H14V208H13ZM16 209H17V208H16ZM16 209H15V210H16ZM23 209H24V208H23ZM64 209H65V207H64ZM74 209H75V208H74ZM10 210H11V209H10ZM20 210H21V209H20ZM30 210H31V209H30ZM62 210H63V209H62ZM193 210H194V209H193ZM24 211H25V210H24ZM63 211H65V210H63ZM63 211H62V212H63ZM68 211H69V210H68ZM72 211H74V210H72ZM89 211H91V210L89 209ZM4 212H5V211H4ZM4 212H3V213H4ZM70 212H71V211H70ZM13 213H14V212H13ZM18 213H19V212H18ZM44 213H45V212H44ZM0 214H2V213H0ZM20 214H23V213L21 212ZM68 214H69V213H68ZM71 214H72V213H71ZM89 214H90V213H89ZM91 214H92V213H91ZM15 215H17V214L15 213ZM43 215H45V214H43ZM72 215H73V214H72ZM3 216H4V215H3ZM25 216L27 217V215H25ZM91 216H92V215H91ZM16 217H17V216H16ZM22 217H24V216L22 215ZM28 217H29V216H28ZM56 217H57V216H56ZM89 217H90V216H89ZM0 218H1V216H0ZM24 218H25V217H24ZM45 219H46V217H45ZM257 219H259V218H257ZM1 220H2V219H1ZM38 220H39V217H38ZM43 220H44V218H43ZM79 220H80V219H79ZM34 221H35V220H34ZM52 222H53V221H52ZM32 223H33V222H32ZM85 223H86V222H85ZM246 223H247V222H246ZM257 223H258V222H257ZM41 224H42V222H41ZM86 224H88V223H86ZM39 225H40V224H39ZM250 225H251V224H250ZM26 226H27V225H26ZM62 226H63V225H62ZM145 226H147V225H145ZM262 226H263V225H262ZM55 227H56V226H55ZM58 227H59V226H58ZM140 227H141V226H140ZM85 228H86V227H85ZM141 228H143V227H141ZM156 228H157V227H156ZM245 228H246V227H245ZM245 228H244V229H245ZM25 229H26V228H25ZM57 229H58V228H57ZM77 229H78V228H77ZM143 230H144V229H143ZM35 231H36V230H35ZM83 231H84V230H83ZM246 231H248V230H246ZM173 232H174V231H173ZM176 232H177V231H176ZM248 232H249V231H248ZM238 233H239V231H238ZM241 233H242V232H241ZM245 233H247V232H245ZM10 234H11V233H10ZM16 234H17V233H16ZM81 234H82V233H81ZM174 234H175V233H173V235H174ZM235 234H236V233H235ZM235 234H234V235H235ZM3 235H4V234H3ZM183 235H184V234H183ZM237 235H238V234H237ZM4 236H5V235H4ZM227 236H228V235H227ZM241 236H242V235H241ZM1 237H2V236H1ZM9 237H10V236H9ZM231 238H232V237H231ZM9 239H10V238H9ZM223 239H225V238H223ZM227 239H228V238H227ZM236 239H237V237H236ZM68 240H69V239H68ZM168 240H169V239H168ZM177 240H178V239H177ZM234 240H235V239H234ZM210 242H211V241H210ZM214 244H216V242H215ZM106 245H107V244H106ZM233 245H234V244H233ZM214 246H215V245H214ZM218 246H219V245H218ZM9 247H10V246H9ZM215 247H216V246H215ZM215 247H214V248H215ZM34 249H36V248H34ZM139 251H140V250H139ZM177 251H178V250H177ZM33 252H34V250H33ZM55 252H56V251H55ZM1 255H2V254H1ZM6 256H7V255H6ZM16 256H17V255H16ZM166 258H167V257H166ZM10 259H11V258H10ZM20 260H21V258H19V261H20ZM31 261H32V260H31ZM7 264H9V263H7ZM159 264H160V263H159Z\"/></svg>",
    "mask_w": 264,
    "mask_h": 264
}]
</instances>
